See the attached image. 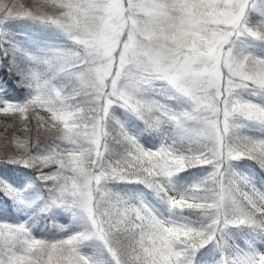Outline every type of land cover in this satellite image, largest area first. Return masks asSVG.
I'll list each match as a JSON object with an SVG mask.
<instances>
[{
  "label": "snow or ice",
  "instance_id": "6c2138e0",
  "mask_svg": "<svg viewBox=\"0 0 264 264\" xmlns=\"http://www.w3.org/2000/svg\"><path fill=\"white\" fill-rule=\"evenodd\" d=\"M238 161L264 174V0H0V168L33 176L0 178V264H264Z\"/></svg>",
  "mask_w": 264,
  "mask_h": 264
},
{
  "label": "rangeland",
  "instance_id": "374dc122",
  "mask_svg": "<svg viewBox=\"0 0 264 264\" xmlns=\"http://www.w3.org/2000/svg\"><path fill=\"white\" fill-rule=\"evenodd\" d=\"M120 118L125 120L126 126L129 128V131L134 135H138L141 142L145 143L146 146H151L155 143H158V140L154 139L153 137H149L146 134L142 133V126L139 125V123L136 122L134 119L127 118L125 116L120 117ZM234 163L237 166L238 171H242V172L256 178L258 185L264 184V174L258 175L256 173V168L251 166L252 162H250V161L249 162L238 161V162H234ZM245 164H247L248 166H243ZM202 174H203V172L200 169H191L187 173L181 174L180 178L178 179V183L179 184L192 183L194 180H196ZM6 177H7L6 170L4 168H0V178L5 180V179H7ZM11 178L14 181V183H11V184H13L17 188H23L33 180L32 174H29L27 177L23 178L24 183H22L20 185L19 180H18L19 178L16 175L15 176L12 175ZM135 188H136V186H131L130 191H134ZM118 191H127V189H126V187H124L122 190H118ZM24 218L27 219V217H24ZM71 223H72L71 218L68 214H67L65 220L57 219V222H56V224H59V225H69ZM46 225H47L46 221L41 220V221H39V223L37 224L36 227L38 230L40 228H43L44 231L49 235L53 234L55 232V229H51V231H49L50 228L46 227ZM73 227H75V225H73Z\"/></svg>",
  "mask_w": 264,
  "mask_h": 264
},
{
  "label": "trees",
  "instance_id": "16d2710c",
  "mask_svg": "<svg viewBox=\"0 0 264 264\" xmlns=\"http://www.w3.org/2000/svg\"><path fill=\"white\" fill-rule=\"evenodd\" d=\"M7 170H8V173L9 174H14L15 172H18L19 174H21V176L23 177L24 175H26L27 173L31 172V170L29 169H23V168H20L19 166L17 165H9L7 167ZM258 174H262L258 171ZM11 176V175H10ZM125 185H116L115 188L116 189H121L122 187H124ZM131 186V185H130ZM66 218V215L65 213L63 212H59L58 214H56L54 216V218L51 219V221L49 220H45L46 221V224H47V227H51V223H54L56 224L57 222V219H62V220H65Z\"/></svg>",
  "mask_w": 264,
  "mask_h": 264
}]
</instances>
